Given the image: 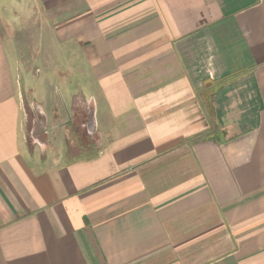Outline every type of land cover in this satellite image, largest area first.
I'll use <instances>...</instances> for the list:
<instances>
[{"label":"crops","instance_id":"1","mask_svg":"<svg viewBox=\"0 0 264 264\" xmlns=\"http://www.w3.org/2000/svg\"><path fill=\"white\" fill-rule=\"evenodd\" d=\"M5 1L0 264H264V0ZM34 30L90 86L85 154L48 151L56 117L27 142L7 47Z\"/></svg>","mask_w":264,"mask_h":264},{"label":"rangeland","instance_id":"2","mask_svg":"<svg viewBox=\"0 0 264 264\" xmlns=\"http://www.w3.org/2000/svg\"><path fill=\"white\" fill-rule=\"evenodd\" d=\"M23 2V0H19L18 8L22 9L25 5ZM2 6L6 8L14 7L12 0H6ZM29 6L35 8L37 12L33 15L32 21L37 22V19H39V22L45 26V18L41 16L37 5L30 4ZM40 31L28 32V36L36 38L32 43L33 45L7 47L18 89H21L19 91L23 98L25 110L24 131L27 142L32 144L39 135L41 136L40 139H43L45 129L49 128V133L52 132L51 130L55 128L54 126L48 127L45 125V117H56L57 119L60 118L56 123H59L61 119L67 122L66 131L62 135L65 136V140L59 135L50 133L48 151L59 152L60 149V152L68 156L85 154L87 150L89 152V147L85 145L90 142V138L85 129L74 131L75 123L83 117L75 110L72 102L73 97H75L74 94L77 92L87 98L91 93L90 86L85 84L86 80L80 76V69L75 68L73 71V67L77 66L73 59L74 48L59 46L53 36L46 38V41H44L37 36L42 34ZM20 36L25 35L21 33ZM14 60L16 62H13ZM69 70L72 73L69 74Z\"/></svg>","mask_w":264,"mask_h":264},{"label":"trees","instance_id":"3","mask_svg":"<svg viewBox=\"0 0 264 264\" xmlns=\"http://www.w3.org/2000/svg\"><path fill=\"white\" fill-rule=\"evenodd\" d=\"M212 94V93H211ZM211 94H209L206 98H208L209 97V99H210V95ZM208 104H209V102L206 100L205 101V105H206V107H207V112H209L210 114H211V110L208 108ZM201 138H203V136H200V137H198L197 139H201Z\"/></svg>","mask_w":264,"mask_h":264}]
</instances>
